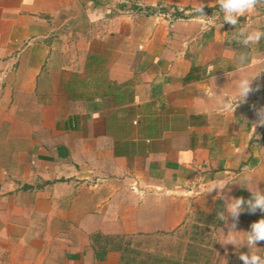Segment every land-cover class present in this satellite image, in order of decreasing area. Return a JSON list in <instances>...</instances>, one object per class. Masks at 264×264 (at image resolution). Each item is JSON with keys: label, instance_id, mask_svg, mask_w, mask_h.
Returning <instances> with one entry per match:
<instances>
[{"label": "crops", "instance_id": "0c3cea01", "mask_svg": "<svg viewBox=\"0 0 264 264\" xmlns=\"http://www.w3.org/2000/svg\"><path fill=\"white\" fill-rule=\"evenodd\" d=\"M198 3L0 0V264H243L222 243L264 213L228 234L201 189L251 173L264 190V72L234 113L215 102L264 69V38L208 30ZM246 15L264 30V6Z\"/></svg>", "mask_w": 264, "mask_h": 264}, {"label": "clouds", "instance_id": "9594fccd", "mask_svg": "<svg viewBox=\"0 0 264 264\" xmlns=\"http://www.w3.org/2000/svg\"><path fill=\"white\" fill-rule=\"evenodd\" d=\"M215 4L218 6L219 11H215L211 16L204 13L205 4L202 0H199L198 5L194 6L192 10L197 19L202 20L208 30L215 29L219 31L224 24L235 26V29L239 26L234 38L245 48L251 44L258 43L264 38V30L253 28L247 22L243 25L239 23L241 16H247V13L255 10L258 6H264V0H215ZM249 60L248 54L241 53L235 58V63L240 67H244ZM262 72H264V69L255 75L240 77L234 86V94L216 92L215 102L217 106L222 110L234 113L240 104L247 102L249 95L257 90L253 87V82ZM255 114L257 119L252 126L254 129L257 126H264V106L257 108ZM252 180L253 176L251 173L243 174L238 179L218 175L214 180L208 181L206 186L201 189V195L210 194L215 190L217 196L214 199L219 198L223 201L224 209L216 215L217 219L223 221L229 229L228 234L240 232L236 231V226L242 212L247 211L249 214H255L259 211L264 213V190L260 189L258 184L254 190L246 187ZM233 183L246 188L251 193L250 197L246 200L242 196L232 197L227 195V191H230L228 186ZM229 217L231 218V223H229ZM244 232L246 233L245 241L239 246H237L234 237L227 239L222 244L234 245L238 253V259L243 264H264V255L255 251V249H258L257 245L260 242H264V217L251 223L249 230ZM244 246L248 248V251L240 252L239 249Z\"/></svg>", "mask_w": 264, "mask_h": 264}]
</instances>
